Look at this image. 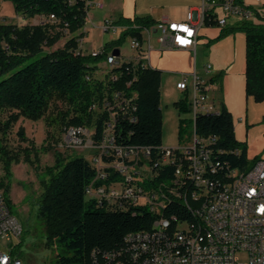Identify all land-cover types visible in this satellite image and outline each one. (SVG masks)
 I'll return each instance as SVG.
<instances>
[{
	"label": "trees",
	"instance_id": "1",
	"mask_svg": "<svg viewBox=\"0 0 264 264\" xmlns=\"http://www.w3.org/2000/svg\"><path fill=\"white\" fill-rule=\"evenodd\" d=\"M11 1L17 13L26 17L40 15L47 21L21 26L0 23V113L5 109L17 110L10 113L5 121L0 120L3 132L12 127L18 119V112L39 118L50 101L57 97L69 102L70 110L64 115L69 125H85L93 129L91 136L98 143L104 120L109 116L108 110L103 108L104 97L113 90H121L128 96L131 105L124 112L114 108L117 115L116 144L123 147L148 146L151 150L150 160H158L161 146L164 145L162 70L144 65L143 59H126L122 64L112 66V73L119 74L117 78H99L97 73L104 69V55L94 57L75 52L79 37L84 35L81 32L87 17L84 0ZM248 7L253 8L250 5ZM253 17L255 19H244L235 25L224 26L222 34L244 31L246 94L253 96L256 101H263L264 16L254 9ZM48 21L57 22L65 30L74 33L62 48L44 50L46 42L52 44L62 35L59 32L50 36ZM114 23L126 27L118 39L105 43L107 49L116 48V43L129 34H137L143 39L141 31L153 26L155 20L148 15L135 16L133 19L121 16ZM213 23L215 21L206 22L209 25ZM87 72L94 75L91 80L86 79ZM221 77L222 73L213 76L212 80L217 81ZM176 103L182 111L189 110L186 98ZM184 130L183 127L180 129V136ZM196 131L201 136H218L217 147L224 150L221 159L232 167L245 168L257 159L248 158L247 144L236 138L232 114L224 104L218 113L198 114ZM94 150L91 158L78 155L59 161L55 168H50V179L38 203L37 216L44 224L46 243L59 247L55 256L56 264H92L93 250L121 247L128 233L151 229L156 219V214L145 205L113 210L104 208L88 197L87 186L95 178L98 169L93 160L97 152ZM25 153V158L30 160L31 153ZM0 154L5 170L1 184L11 207L10 183L5 178L9 179L10 164L19 160L20 155L11 154L3 147ZM109 157L104 155L103 159L108 161L111 159ZM176 166L175 162L158 164L153 182L175 176ZM164 213L177 214L182 218L190 216V212L176 201L167 206Z\"/></svg>",
	"mask_w": 264,
	"mask_h": 264
},
{
	"label": "built area",
	"instance_id": "2",
	"mask_svg": "<svg viewBox=\"0 0 264 264\" xmlns=\"http://www.w3.org/2000/svg\"><path fill=\"white\" fill-rule=\"evenodd\" d=\"M84 3L91 22L90 10L105 7L103 0H84ZM233 15L253 17L254 9L238 0H202L198 7L188 11L185 20H158L155 24L160 32L157 38L162 49L194 47L199 30L208 20L224 27ZM100 26L106 32H116L120 28L110 18H105ZM88 31L89 28L82 30L83 33ZM151 31L148 29L149 41ZM104 45L100 49H89L85 47L84 38L79 37L75 52L94 57L104 55L106 67L97 76L117 78L119 74L112 73V64H122L126 59ZM130 47L136 51L135 60L143 59V64L150 66V47L144 45V38L133 34ZM211 68V63L206 64L208 72ZM85 77L91 80L94 75L87 72ZM176 85L189 92L186 100L188 96L192 98L189 110L193 114V126L190 139L185 143L175 147L161 146L165 161H151L148 146L132 150V146L116 144L114 108L124 112L131 105L121 90H113L104 97L103 108L108 110L109 116L104 120L100 142L93 140V129L85 125L69 128L68 134L73 141H84L86 146L97 150L93 160L98 169L87 186L88 197L113 210L145 205L156 210L159 220V228L134 238V243L115 249L93 250L92 264H264V157L245 168L224 162L221 159L224 150L217 147L218 136H201L196 131L195 113L221 109L211 95L212 80H204L194 71L182 74ZM104 155L111 159L105 161ZM168 162L177 164L175 176L153 182L155 177L148 175V165ZM166 197L190 202V216L165 214L163 201ZM192 212H199L203 226L191 223ZM182 222L187 226L180 227ZM22 233L23 224L13 213L0 181V239L9 241L7 250L0 245V264H24L14 251ZM240 252L248 254L246 260L239 257Z\"/></svg>",
	"mask_w": 264,
	"mask_h": 264
},
{
	"label": "rangeland",
	"instance_id": "3",
	"mask_svg": "<svg viewBox=\"0 0 264 264\" xmlns=\"http://www.w3.org/2000/svg\"><path fill=\"white\" fill-rule=\"evenodd\" d=\"M90 14L93 22L86 21V25L89 26L86 42L90 46L84 42L85 47L100 49L106 41L119 38L113 31L106 32L100 26L102 12L99 9H91ZM237 19L255 18L233 15L227 25H235ZM43 21L47 20H44L40 15L26 17L17 13L11 0H0V23H15L21 26L26 23L40 24ZM48 31L50 36H54L59 32L62 35L52 44L46 42L43 47L45 51L62 48L67 40L74 36V33L65 30L57 22L48 21ZM201 33V38L205 39L204 42L207 44L204 45L205 52H207L203 58L204 64H212L213 60L209 54H211L212 46L217 47L213 52V58L219 57L222 61H225V69L228 71L231 68L230 71L234 74V79L238 81L235 85L237 87L240 86L242 83L239 82L240 79L243 77L244 82L246 76V36L244 31L236 30L232 32L237 34L236 38H234V34H222L223 26L213 23L211 25L205 24ZM157 34L155 32L152 38V43L155 45ZM130 40V36H126L116 43L115 47L121 48L125 52H133L130 47ZM220 42L222 45L218 47L216 44ZM102 65L104 68L106 67L104 61H102ZM180 76H182L180 71H162L161 107L164 119L163 143L165 147L179 146L188 141L193 126L191 120L193 118L192 112L190 110L182 111L176 103L186 97L183 91L176 88V81ZM205 76L206 78L208 77L207 75ZM214 93L217 96V92ZM191 100V96H188L186 100L188 106H190ZM68 110H70V105L67 100L54 97L44 114L39 118H31L18 112V119L7 132H3L0 128V149L3 147L8 149L11 154L20 155L19 160L11 162L9 168L10 177L9 179L5 178V181L10 183L11 209L23 224V233L16 246L19 243L20 245L18 247L15 246L17 252L15 253L23 260L24 264H56L55 256L59 247L56 244L52 246L46 243L45 227L37 216L38 203L45 190V184L50 179V168H55L59 161L61 162L78 155L91 158L92 152L94 153L95 151V148L86 146L84 141H73L74 139L68 134L71 125H69L67 118L64 116ZM250 110L251 112L253 111V106H250ZM12 112H17V110H3L0 113V120L5 121ZM181 126L185 129L182 136H180ZM26 151L31 153L30 160L25 158ZM261 152H264V148L261 149ZM254 157L251 156L250 159ZM33 159L35 163L31 162ZM4 175L3 161L0 159V181L4 179ZM118 186L121 187V184ZM186 226V222L180 224L182 228ZM8 243V239L1 238V249L7 250ZM239 257L242 260H246L248 254L240 252Z\"/></svg>",
	"mask_w": 264,
	"mask_h": 264
},
{
	"label": "crops",
	"instance_id": "4",
	"mask_svg": "<svg viewBox=\"0 0 264 264\" xmlns=\"http://www.w3.org/2000/svg\"><path fill=\"white\" fill-rule=\"evenodd\" d=\"M105 2L104 9L102 12V19L110 18L113 21L119 17H125L133 19L135 16H151L155 20V24L160 19H170L176 21L185 20L187 13L190 9L198 7L202 0H103ZM247 6H252L262 16H264V0H242ZM41 17V16H40ZM102 20V21H101ZM88 21V17L86 19ZM230 21V20H229ZM240 20L237 19L235 24ZM44 22V21H43ZM93 22V20H92ZM230 23V22H229ZM228 23V24H229ZM155 24L151 27H145L141 33L144 38V45L150 47L148 62L153 68H158L162 71L175 72L180 71L181 74L191 73L196 71L197 74L204 80H212V77L222 73L220 80L213 81V88L211 95L215 99L218 107L221 108L222 104L230 111L234 121L235 135L236 138L247 144V155L248 158L255 156L254 158L264 157V152L261 149L264 148V100L256 101L253 96L246 94V76L243 82V77L239 82H242L240 86H236L235 83L238 81L234 79V74L225 69V61H222L219 57L213 58V52L215 46H212L210 58L213 60L212 68L208 72L206 65L204 64L205 52L204 45H207L202 37V28L199 30L197 42L194 47L183 48V49H162L160 42L158 41L159 30L156 29ZM85 25L83 28H88ZM123 25L113 33H116L118 37L123 31ZM81 29V32L83 30ZM152 29L150 34V41L148 40V29ZM157 32L156 45L152 43L153 34ZM84 42L87 39V33H84ZM234 38H236V33ZM129 34L128 36H132ZM115 40V39H111ZM110 41V40H108ZM107 42V41H106ZM105 42V43H106ZM88 45V43L86 42ZM221 47V42L216 44ZM224 45V44H223ZM90 46V45H88ZM118 48V47H116ZM114 50V49H113ZM120 55L123 59H135L136 51L125 52L121 48ZM175 70V71H174ZM214 70V71H212ZM207 75L208 77L206 78ZM182 76L177 80L179 81ZM176 81V84H177ZM191 86V80H189ZM177 88V85H176ZM178 89V88H177ZM180 90V89H179ZM182 91V90H180ZM185 94L189 92L183 91ZM214 92H217V96ZM191 95V94H190ZM250 106H253L251 112ZM258 108V109H257ZM260 152V154H258ZM253 158V159H254Z\"/></svg>",
	"mask_w": 264,
	"mask_h": 264
},
{
	"label": "bare ground",
	"instance_id": "5",
	"mask_svg": "<svg viewBox=\"0 0 264 264\" xmlns=\"http://www.w3.org/2000/svg\"><path fill=\"white\" fill-rule=\"evenodd\" d=\"M87 17H88V9H87ZM86 17V19H87ZM115 65V64H112ZM220 110H202L195 113V121L198 114L202 113H218ZM132 150H142V146H132ZM158 161H165V152H161ZM156 165H150L148 167V175H154ZM179 202L185 210L190 212V202L184 200L183 198L177 197H166V200L163 201V208H167L173 202ZM153 213L156 214V219L153 223V227L151 229L140 230L130 232L125 236L124 244L121 247L126 246V243H134V238H141L145 234H151L152 229L159 228V220H157V212L156 210H151ZM191 223L195 224L196 226H203V218H199V212H192L191 214Z\"/></svg>",
	"mask_w": 264,
	"mask_h": 264
},
{
	"label": "water",
	"instance_id": "6",
	"mask_svg": "<svg viewBox=\"0 0 264 264\" xmlns=\"http://www.w3.org/2000/svg\"><path fill=\"white\" fill-rule=\"evenodd\" d=\"M113 53L119 55L120 54L119 48H114Z\"/></svg>",
	"mask_w": 264,
	"mask_h": 264
}]
</instances>
